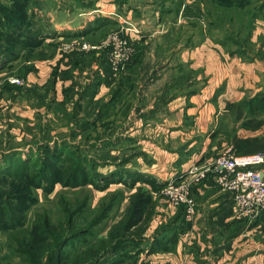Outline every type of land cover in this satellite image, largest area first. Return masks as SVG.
Here are the masks:
<instances>
[{
    "label": "crops",
    "instance_id": "0c3cea01",
    "mask_svg": "<svg viewBox=\"0 0 264 264\" xmlns=\"http://www.w3.org/2000/svg\"><path fill=\"white\" fill-rule=\"evenodd\" d=\"M66 2L65 12H60L58 3L47 12L52 25L46 43L31 51L46 56L27 61L31 68L25 76L28 89H14L0 80V148L7 140L19 142L26 137L36 127L35 115L49 108L53 99L62 100L61 89L71 83L68 60L49 56L48 43L76 33L98 42L108 31L120 30L137 48L126 78L108 74L100 56L93 59L91 69L101 70L103 78V83L95 85L97 95L106 99L108 90L113 94L111 113L120 114L119 104H125L122 111L128 109L116 117L120 126L116 132L141 137L147 156L131 170L165 183L193 162L210 161L228 148L237 154L264 152V58L222 46L197 0H80V7L73 10ZM124 23L134 29L120 27ZM255 25L256 34L264 36V15L255 18ZM148 63L163 70L153 98L160 99L161 103L156 99L161 104L158 108L137 107L140 76ZM118 89L125 90L124 98ZM135 108L139 114L131 119ZM48 115L42 116L47 120ZM125 117L131 123L119 122ZM136 183L134 188L152 189L147 182ZM157 193L152 197L155 216L144 238L148 246L156 240L161 248L147 252L146 259H158L156 264H264V211L253 219L236 218L231 193L220 190L211 177L192 189L195 214L191 219ZM176 214L174 231L155 236L161 221Z\"/></svg>",
    "mask_w": 264,
    "mask_h": 264
},
{
    "label": "rangeland",
    "instance_id": "374dc122",
    "mask_svg": "<svg viewBox=\"0 0 264 264\" xmlns=\"http://www.w3.org/2000/svg\"><path fill=\"white\" fill-rule=\"evenodd\" d=\"M18 1L22 5L20 12L16 15L12 14L11 18L15 19L21 27L26 28L31 25L32 30L37 27H42L44 30L49 29V25L52 24H50V16L47 15V12L55 8L57 3L62 6L59 9L60 12H65L63 7L68 6L66 1H69L72 10L80 7V0H0V17L6 10L11 13L13 9L10 7L11 3ZM197 1L203 6V13L209 18V29L214 38L222 46L229 50L244 51L243 55L247 57L264 49L262 46L264 38L261 34H256L255 23H247V18L243 14H238L235 8L239 7L238 0ZM245 16L248 17L249 13ZM129 26L134 29L132 25L126 23L120 27ZM114 32L121 34L120 30L108 31L102 37L103 39L94 42L95 40L84 37V34L76 33L48 43L51 48V51L48 48L51 52L49 56L53 55L57 59L59 57L68 60L71 83L61 89L62 100L53 99L49 108L45 106L43 109L45 111L35 115L36 127L30 129L26 137L23 136L19 142L7 140L0 148V155L6 151L12 152V150L18 152L14 158L9 157L7 161L3 162L0 160V199L1 202L3 199L6 200V205L13 208L11 213L14 216L10 220L8 219L9 222L20 228L8 229L9 222L6 219L8 216L3 221L5 227L0 228V264H27L25 260L31 259L29 256L35 259L31 250H36L39 246L37 239H40L41 236H34V233L42 230L43 233H46V238L54 237L56 239L63 233L67 215L70 212H75L72 230L81 229L87 233L71 240L64 247L62 257L69 260L99 259L98 256L101 254V259H106L110 255L106 253V249L96 251L104 243L108 246L110 235L125 227L128 218L133 214L134 207H144L145 203L142 201L138 202V205H134L138 199L144 198L151 199V214L144 232L137 238L138 244H133V241L127 242V239L130 238L124 237L125 245L119 246L120 248L115 250V254L110 256L107 261L108 264L158 263V259H146L145 256L149 251H159L161 244L157 246L160 242L156 243L155 240L151 241L148 246L149 241L144 238V234L151 218L155 216L156 199L152 197L158 192L160 198L166 201L161 192L162 188L160 190H150L145 187L134 188L120 182L107 187L100 186L97 189L79 180V177H82L86 171L88 176L98 180L123 177L127 181V176L130 173L128 170L133 169L135 163L147 156L139 142L140 136L132 135L129 131L116 132V129L120 128L115 123L118 122L116 117L118 115L121 117L128 111V109L122 111L125 104H119L120 114L116 112L112 114L110 102L113 94L108 90L105 99L100 94L97 95L98 90L95 88L97 83H103V78L101 70L91 69L94 58L100 56L101 62L104 59L108 67V74L111 73L113 77L119 75L118 79L120 80L126 78V69L136 60L137 48L130 44L131 56L126 60H121L120 64L115 67L111 65L109 53L112 44L103 45V41L110 33ZM52 33L54 32L52 31ZM46 40L44 38V43ZM82 41L94 44L96 47L90 50L81 49L79 43ZM4 43L0 40V45ZM42 53L35 55L31 53V62H36L34 59L42 55L46 56ZM27 61H15L0 71V80L9 85V77H17L20 84L10 85L14 89H28L30 84L25 76L31 68ZM148 61H152V58ZM157 67L148 63L145 72L140 76L139 96L141 99L138 102V108L151 104L156 108L161 106L158 104V101L161 103L159 98L156 97L153 101L155 93L163 81V70H157ZM86 71L88 72L84 73ZM147 84L148 87H142ZM9 89L12 90V88ZM120 91L121 89H118V92ZM53 95L55 96V94ZM121 96L124 98L125 90L121 91ZM47 112L49 115L46 120L42 115ZM138 114L139 112L135 108L134 116L131 114L130 118H135ZM93 118L95 120L88 128L83 130V127L78 126L84 119ZM130 118L125 117V121L119 122L121 124L126 121L131 123ZM77 163L80 166V172L72 178L71 171ZM67 169L70 171L67 172ZM19 175L21 177H18ZM67 177L71 178L66 180ZM68 181H71L70 186H67ZM0 208H4V206L1 205ZM141 211L139 209V212ZM157 215H160L161 219L166 218L159 213ZM141 217L144 219L145 215L142 213ZM167 222L169 219L161 221L156 227L155 236L163 231H168V233L174 231L172 225L162 228ZM139 226L138 223L131 226L126 234L131 237V233H135ZM93 252L95 253L93 254ZM64 263L61 261L60 264Z\"/></svg>",
    "mask_w": 264,
    "mask_h": 264
},
{
    "label": "trees",
    "instance_id": "16d2710c",
    "mask_svg": "<svg viewBox=\"0 0 264 264\" xmlns=\"http://www.w3.org/2000/svg\"><path fill=\"white\" fill-rule=\"evenodd\" d=\"M239 4V7H235L237 9V12L239 15H242L247 18V23H255V18H257L260 15H264V0H238L237 5ZM19 5V6H17ZM12 9V12L9 13L8 10L2 13L0 17V40L5 42L4 44L0 45V71L5 69L6 67H9L11 64H13L15 61L18 60H30L31 51L38 49L43 43L44 38L47 36L48 30L42 29V27H37L36 29L32 30V27H21L16 20H12L11 18L12 14H17L20 12V7L22 5L19 3H11L10 6ZM2 9V8H1ZM247 13H249V16H245ZM252 19V20H251ZM51 35V33H50ZM264 38V36L262 37ZM245 39V36H244ZM264 42V40H263ZM263 46V45H262ZM235 50V49H234ZM235 52L243 55L244 51H237ZM263 54V55H262ZM256 57L264 58V52L263 49L259 50L256 54H254ZM4 61V62H3ZM3 63V64H2ZM53 83V81L51 82ZM93 124V121L84 119L81 123H79L78 126L85 128H88L90 125ZM32 146V145H29ZM16 150V149H15ZM13 155V156H12ZM18 155V152H4L0 155V160L7 161L9 157H15ZM80 166H78V163L74 165V169L71 171L73 173L72 178L77 176L80 172ZM16 171H19L16 169ZM70 169H67V172H69ZM129 175L127 176L128 180L126 181L123 177L119 179H104L101 178V180L94 179L92 176H88L86 171L83 173L84 175L82 177H79V180L82 181L84 184L92 187L97 188L100 186H108L113 183H125L127 186L134 187L137 183L140 181H144L145 183H149L151 188L153 190H160L165 183H158L155 181V179H147L146 177L148 175H141V173L136 172V170H131ZM18 177H21L20 175ZM71 177H67L66 180H69ZM71 181L67 182V186H70ZM78 186V184H76ZM139 188V187H138ZM142 201V203H145L144 207L142 208H136L134 207L132 209L133 214L128 218V222L125 224V227L118 232L114 233L113 235H110V243L108 246L100 245L99 249L96 252H99L101 250L106 249V253L110 254L106 259H101V254L98 256L99 259H76V260H69L64 259L62 257L63 249L71 240H75L78 238L81 234H86L87 231H81L79 230H72V224L74 223V214L75 212H70L67 215L66 220V226L64 228L63 233L56 237V239L53 237L51 239L46 238V233H43L44 231L38 230L35 235L41 236L40 239H37L39 242V246L33 250H31L33 256L35 259H32L31 256H29L31 259H26L25 262L27 264H60L61 261L65 262L64 264H108L107 259H109L110 256L115 254V250H118L119 246H124V242L127 239V242L133 241L134 243L139 242L137 238L141 236V234L144 232L145 225L147 224L149 220V216L151 214L150 212V204L151 199L144 198V199H138L134 203V205H138V202ZM3 205L4 208H0V228L5 227V224L3 221L5 218L10 220L14 215H12L13 208H9L8 205H6V200L3 199L1 202L0 199V206ZM139 209L142 211L139 212ZM149 210V212H148ZM135 213V214H134ZM145 215V218L143 219L141 215ZM178 214H176L174 217H172L169 222L164 223L162 228L171 226L172 224H175L174 222L177 220ZM101 218V217H100ZM8 220V222H9ZM46 225L48 226L47 221H45ZM139 224L140 226L137 228L135 233H131V237H129V234L127 235L126 232L129 230L131 226H134L135 224ZM19 228L18 225L14 223L9 222V228L8 229H15ZM36 228V226H35ZM20 229V228H19ZM35 230V229H34ZM43 233V234H42ZM35 239V238H34ZM133 246V245H132ZM108 247V248H107ZM49 248H51L49 251H47ZM46 252V254H45ZM95 252H93L94 254Z\"/></svg>",
    "mask_w": 264,
    "mask_h": 264
},
{
    "label": "built area",
    "instance_id": "2783aa9c",
    "mask_svg": "<svg viewBox=\"0 0 264 264\" xmlns=\"http://www.w3.org/2000/svg\"><path fill=\"white\" fill-rule=\"evenodd\" d=\"M108 44H112L109 62L113 67L131 56V43L118 33L106 37L103 45ZM79 45L84 50L96 47L85 41ZM8 82L20 84L17 77H9ZM209 177L214 178L220 190L231 193L236 218L253 219L264 211V152L261 151L237 154L228 148L210 161H195L177 177L168 179L161 192L171 206L182 208L184 216L191 219L195 214L192 189Z\"/></svg>",
    "mask_w": 264,
    "mask_h": 264
}]
</instances>
